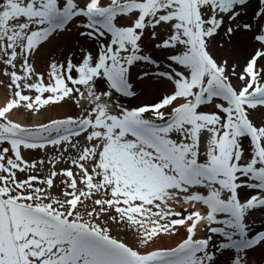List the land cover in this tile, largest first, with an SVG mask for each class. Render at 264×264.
<instances>
[{
	"label": "snow or ice",
	"instance_id": "6c2138e0",
	"mask_svg": "<svg viewBox=\"0 0 264 264\" xmlns=\"http://www.w3.org/2000/svg\"><path fill=\"white\" fill-rule=\"evenodd\" d=\"M73 28L79 60L69 41L45 80L37 57ZM220 32L257 42L240 72L211 53ZM146 35L163 66L145 53ZM0 74L12 91L0 106V264H249V250L264 252V229L247 222L264 208V126L251 118L264 109V0H0ZM153 79L174 85L159 102L114 99ZM72 100L82 115L36 127L10 118ZM49 148L52 170L33 175L45 161L25 151ZM65 154L71 167L57 170ZM105 216L135 228L140 248L181 229L184 238L142 252L113 237Z\"/></svg>",
	"mask_w": 264,
	"mask_h": 264
},
{
	"label": "rangeland",
	"instance_id": "374dc122",
	"mask_svg": "<svg viewBox=\"0 0 264 264\" xmlns=\"http://www.w3.org/2000/svg\"><path fill=\"white\" fill-rule=\"evenodd\" d=\"M120 23L122 25L126 24L127 23V17L121 18L120 19ZM76 31L77 30H74V31L71 32L72 34H74L73 37H75ZM148 31L151 32V29H149ZM158 31H159L160 36H161L162 39L167 37L168 32H167L166 29H158ZM69 36H71V35H69ZM239 36H242V35H239ZM245 36L250 37V35H245ZM251 39L253 40L252 42L255 43L254 39L253 38H251ZM57 40H59V38ZM76 43H78V41L75 39V41H73L71 46L77 52V55H76V59H77L78 56H80V55L78 54L79 48H78ZM64 45H65V43L61 42V44L59 46V49L54 52V55H53L52 59L53 58L56 59V57H57L56 54H58L59 52L62 51L61 49L64 48ZM143 47H144V50H145L146 54L151 55L154 59H156L163 66V64L165 63V57L161 53L160 50L155 49L154 42L151 40L150 36L146 35V38L145 39L143 38ZM90 48L94 49L95 48V44H91ZM97 48H98V45H97ZM234 49H235V37H234V39L232 38V40H229V38L226 35H224L223 32H220V34L215 38V41L210 45V51H211V53L214 56L217 53V51H220V50H223L222 52H225L227 54V55L225 54V56H220V54H218L215 57L216 59H218L220 61H222L225 58L228 59V60L231 59L232 57L229 54H233L235 52ZM254 49L249 50L246 54H244L243 58L240 59L242 61L241 65H240L241 70H242V68L245 65V61L249 58V54L252 53L254 51ZM141 68H143V65H141ZM149 68H151V66H149ZM138 71H139V69H138ZM74 75H75V73H74ZM139 84H140V82L134 81V90H138L139 89ZM101 87L106 88V84L102 85ZM81 88H82V86H81ZM160 88H161L160 86L157 87L156 94H154V95L150 94V95L146 96L147 99H146L145 103L151 104V103H154V102H159V100L165 94L162 90H160ZM82 90H83V88H82ZM76 96H77V98H79V94H76ZM117 98H118L117 96H114V99H117ZM118 99L120 100V103H122L124 105H127V106H131V105L133 106L134 104L137 105L133 98H131V99L127 98V100H122L120 98H118ZM71 103H72V106L69 108V113L71 114L70 116L77 117V116L82 115L83 113L81 111V107L79 105H77L74 100H72ZM82 105L85 108L88 107L85 104H82ZM135 105L133 107H135ZM204 111H208V110L205 109ZM262 113H263V116H264V110L262 111ZM21 114L24 115V111H22ZM33 114H34V111H30L29 112V110H27V112L25 113V120H26V122L28 124L33 122V116H34ZM263 116L260 119L259 123L256 122L254 118H252V117L251 118L253 119V121L257 125L264 126V117ZM65 157H67V154H65ZM201 159L202 160L204 159L203 155H202ZM64 161H66V160L61 161V163H63ZM46 164H47L46 167H49L50 164L47 163V161H46ZM63 169H66V167L63 168ZM45 170H47V169H45ZM48 174H49V172L47 174H45V177ZM58 179L60 180L59 177H58ZM58 181L56 182V187H54L52 189V193H53V195L62 197L63 196V185H60V183H58ZM250 191H253V190H250ZM256 192H257V190H256ZM86 203L88 205V209L87 210H91L92 203H93L92 199L87 200ZM80 210H81V212H85V213L87 211L83 206H80ZM180 211L182 212L183 210H180ZM183 212L186 215V212L185 211H183ZM112 214L116 215V213L114 211H113ZM104 219L107 221V226L110 228L111 235L113 237L118 238L119 240L125 242L126 244H128L131 247H133L134 249H139L140 251L143 252V251H147V250H153V249H155V247H164V248H166L165 244H163L161 246H157L158 244L161 243L160 238L157 239L155 244H152L150 247L140 248V236L136 232L135 228L126 227L125 224H123V223L112 222L107 216H105ZM247 222L250 223V225L252 226V229L254 231L255 230L264 229V208H258V209L252 210L250 212L248 218H247ZM180 236L184 237L183 229H181V232L178 235L173 236V239H172L173 247L177 246L178 243L180 242L179 241L180 240ZM222 239L223 238L220 237L219 240L216 243L220 242ZM225 251H226V254L229 253V252H233V250H231V249L225 250ZM247 258L249 260V264H253V263L254 264H264V252H262L258 248L255 251L249 250Z\"/></svg>",
	"mask_w": 264,
	"mask_h": 264
},
{
	"label": "bare ground",
	"instance_id": "6f19581e",
	"mask_svg": "<svg viewBox=\"0 0 264 264\" xmlns=\"http://www.w3.org/2000/svg\"><path fill=\"white\" fill-rule=\"evenodd\" d=\"M245 19H247V17H245ZM71 30L74 31L76 29L73 28ZM70 35L71 36L68 35V36L60 37L59 40H57L53 46H50L49 49L45 50V52H43L39 57H37V59L35 61V67H36L38 72L42 73L45 76V80H47L48 64L51 62L52 57L54 55V52L59 49L61 42L62 43L64 42L65 45H64V48L61 49L62 51L59 52L58 54H56V56H57L56 60L63 62V53H64V50H65L67 43L69 41H71V44H72L73 41H75V39L73 37L74 34L71 33ZM252 41L253 40L251 39V37H247L245 35L235 37V49H234L235 52L233 54H229L232 57L231 59H229V63H230V65L237 66V72L241 71L240 65H241L242 61L240 59H242L244 54H246L249 50L254 49L256 47V44L253 43ZM76 44H77L78 48L81 46L80 41H78V43H76ZM91 44H92V42L89 41V42H87L86 46L91 47ZM91 49L93 51H96L97 50V44H95L94 49L93 48H91ZM222 51L223 50L217 51V53L215 54V57L218 54H220V56H225L226 53L222 52ZM78 54H79V52H78ZM77 60H79V56H78ZM232 80H233L234 84L237 83L236 77H232ZM8 82L9 81L6 78H4L2 74H0V106H5L7 101L12 98V91L6 87ZM158 86L161 87L160 90H162L165 94L170 90V87L173 88L171 85V82L161 83L160 81H158L156 79H153L147 83H140L139 89L135 90L137 93V95L134 97L136 104L137 105L147 104V103H145V101L147 99L146 96H148L150 94H152V95L156 94ZM101 90H103V87H101ZM47 96H45V98H47ZM84 102H87V100L85 99ZM137 105H135V106H137ZM71 106H72L71 101H68L67 103H62V106H46V107L41 109V110H43L41 113L38 112L35 114L33 124L40 125L42 123H49L53 119L66 118V117L71 115L69 113V108ZM133 106L131 105L129 107H133ZM263 110L264 109H259V110L253 111L251 113V117L254 118L255 121L258 123L263 116V113H262ZM13 111H15V112H13ZM10 114H11V116H13V118L15 120H17L21 123H25L26 120H25L24 116H22L21 111H17V109H13V110H11ZM36 117H38V118H36ZM30 159H32L31 156H30ZM175 206H179V205H175ZM185 207H187V210L192 209L189 206H185ZM193 210L194 209H192V211ZM182 238H184V237L180 236V240H179L180 242H181ZM172 239H173V236L163 235L160 238L161 243L158 244L157 246H161V245L165 244V246H166L165 249L172 248L173 247ZM156 248H164V247H155V249Z\"/></svg>",
	"mask_w": 264,
	"mask_h": 264
}]
</instances>
